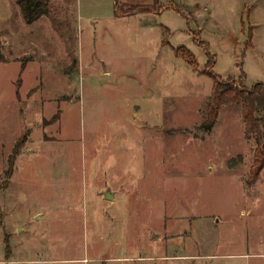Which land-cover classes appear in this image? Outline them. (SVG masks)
I'll list each match as a JSON object with an SVG mask.
<instances>
[{"label":"rangeland","instance_id":"374dc122","mask_svg":"<svg viewBox=\"0 0 264 264\" xmlns=\"http://www.w3.org/2000/svg\"><path fill=\"white\" fill-rule=\"evenodd\" d=\"M47 9L27 22L17 0H0L4 247L55 264H252L264 167L248 184L256 144L239 104L201 127L213 87L203 43L222 78L264 81V0Z\"/></svg>","mask_w":264,"mask_h":264},{"label":"trees","instance_id":"16d2710c","mask_svg":"<svg viewBox=\"0 0 264 264\" xmlns=\"http://www.w3.org/2000/svg\"><path fill=\"white\" fill-rule=\"evenodd\" d=\"M47 2L48 0H17L22 15L27 22L34 21L43 14H48ZM251 36L249 34V38ZM203 45V50L206 52L207 57L204 73L211 79L213 87L207 98L206 118L202 122L201 127L206 132L211 131L218 119V112L223 105L233 102L241 106L244 128L247 134L254 136L256 144L254 161L249 170V181H247L248 184H252L259 178V174L264 167V81L248 86L244 82L246 75L243 71H241L242 77L240 78L233 76L222 78L213 70L215 55L208 52L205 43ZM180 48L182 49V58L196 68L195 57L184 46Z\"/></svg>","mask_w":264,"mask_h":264},{"label":"crops","instance_id":"0c3cea01","mask_svg":"<svg viewBox=\"0 0 264 264\" xmlns=\"http://www.w3.org/2000/svg\"><path fill=\"white\" fill-rule=\"evenodd\" d=\"M212 215H204V223L207 224V226L209 225L207 218H210ZM216 224H218V222L220 221L218 218L217 220H214ZM222 221V219H221ZM4 230H2V226H1V222H0V264H55L58 261L61 260H56V259H50L48 257L45 258H41L38 255H33L31 253L26 254V253H22V252H18L16 251V248L10 247L9 249L8 247H4V242L6 243V241L8 242V239H11V235H9L10 237H8L5 240V237L3 236ZM255 255H257L258 257L255 258L256 260L252 261V264H264V258H262L264 256V252H256L253 253ZM221 255V254H220ZM213 255H210L209 253H202L201 255H189L188 257L191 258H202L204 257L205 259L212 257ZM156 257V256H155ZM158 259H163L161 261H166V259H164L161 256L156 257ZM176 258H180V257H176ZM188 258V259H189ZM117 259H127V258H117ZM71 261H77L74 259H70ZM84 260V259H83ZM190 260V259H189ZM86 261V260H85ZM205 264H207V262H205Z\"/></svg>","mask_w":264,"mask_h":264},{"label":"water","instance_id":"95a60500","mask_svg":"<svg viewBox=\"0 0 264 264\" xmlns=\"http://www.w3.org/2000/svg\"><path fill=\"white\" fill-rule=\"evenodd\" d=\"M103 196H105V198H108V199L113 198V196H111V193L108 192V191L104 192V193H103Z\"/></svg>","mask_w":264,"mask_h":264}]
</instances>
